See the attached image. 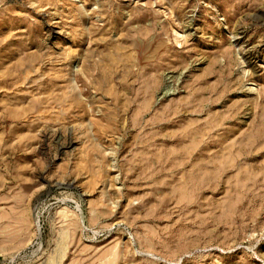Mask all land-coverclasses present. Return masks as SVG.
<instances>
[{
  "label": "rangeland",
  "instance_id": "1",
  "mask_svg": "<svg viewBox=\"0 0 264 264\" xmlns=\"http://www.w3.org/2000/svg\"><path fill=\"white\" fill-rule=\"evenodd\" d=\"M0 264H264V0H0Z\"/></svg>",
  "mask_w": 264,
  "mask_h": 264
},
{
  "label": "bare ground",
  "instance_id": "2",
  "mask_svg": "<svg viewBox=\"0 0 264 264\" xmlns=\"http://www.w3.org/2000/svg\"><path fill=\"white\" fill-rule=\"evenodd\" d=\"M181 182V181H180Z\"/></svg>",
  "mask_w": 264,
  "mask_h": 264
}]
</instances>
